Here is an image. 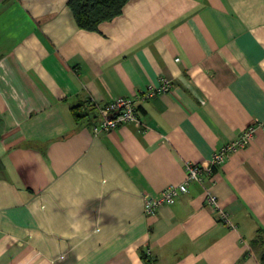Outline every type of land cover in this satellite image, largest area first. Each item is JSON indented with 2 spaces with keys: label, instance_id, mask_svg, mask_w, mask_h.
I'll return each mask as SVG.
<instances>
[{
  "label": "crops",
  "instance_id": "crops-1",
  "mask_svg": "<svg viewBox=\"0 0 264 264\" xmlns=\"http://www.w3.org/2000/svg\"><path fill=\"white\" fill-rule=\"evenodd\" d=\"M120 97L136 120L95 134ZM257 122L264 0H128L97 31L68 0H0V264H260L264 126L215 169L230 224L197 182L144 211Z\"/></svg>",
  "mask_w": 264,
  "mask_h": 264
},
{
  "label": "built area",
  "instance_id": "built-area-1",
  "mask_svg": "<svg viewBox=\"0 0 264 264\" xmlns=\"http://www.w3.org/2000/svg\"><path fill=\"white\" fill-rule=\"evenodd\" d=\"M171 87V81L169 79H163L161 85L159 87H151L147 91L146 96L167 92ZM99 114L101 119L93 125V132L98 134L101 131L114 130L121 125L136 120L135 99L117 98L102 106ZM262 126H264L262 122L248 125L243 129L239 137L222 145L206 162L186 161L184 164L185 177L180 184L165 187L157 197L144 195L145 213L153 214L161 205L174 204L179 195L188 191V185L190 183L197 182L204 185L206 202L217 211L219 220L225 224H230L228 214L221 209L217 196L211 191V188L216 184L214 172L217 167L226 161L231 153L246 147L254 138L257 128Z\"/></svg>",
  "mask_w": 264,
  "mask_h": 264
},
{
  "label": "trees",
  "instance_id": "trees-1",
  "mask_svg": "<svg viewBox=\"0 0 264 264\" xmlns=\"http://www.w3.org/2000/svg\"><path fill=\"white\" fill-rule=\"evenodd\" d=\"M127 1L128 0H68V7L79 28L87 31H97L101 23L112 21L118 17L122 13L123 7ZM89 106L91 107V111L95 108L94 105L90 104ZM72 110L76 120H82L90 116V113L85 111L84 104L76 105ZM263 239L264 230H261L257 239H255V243L257 244L258 240ZM144 259L147 261V264H151L146 257ZM259 261L260 264H264V249L259 255Z\"/></svg>",
  "mask_w": 264,
  "mask_h": 264
}]
</instances>
